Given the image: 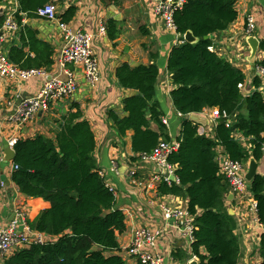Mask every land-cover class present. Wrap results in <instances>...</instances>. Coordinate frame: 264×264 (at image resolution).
<instances>
[{
	"label": "trees",
	"instance_id": "16d2710c",
	"mask_svg": "<svg viewBox=\"0 0 264 264\" xmlns=\"http://www.w3.org/2000/svg\"><path fill=\"white\" fill-rule=\"evenodd\" d=\"M49 2L53 0H18L14 18L20 26L21 45L12 46L9 57L22 69L47 70L54 63L52 45L23 23L24 16L38 17L37 10ZM77 10L71 4L62 12L58 10V17L70 23ZM237 16L234 0H188L174 15L177 33L183 36L190 30L198 41L182 39L168 56L173 105L184 119L177 138L179 148L168 158L179 182L163 180L159 192L187 200V209L194 216L192 255L200 264H238L240 254L237 222L227 205L231 189L220 171L218 150L223 149L244 166L253 159H263L264 94L257 90L245 97L240 88L246 81L245 73L211 49V37L205 38L228 29ZM6 17L0 13V29ZM107 25L109 36L115 39L120 33L116 20L109 19ZM260 47L264 49V42ZM256 64L264 70V58ZM159 75L155 63L132 66L125 62L116 69L118 84L138 91L124 99L126 115L112 114L119 135L134 131L133 161L150 153L160 141L172 140L156 99ZM254 85H261L259 76H255ZM74 106L53 136L37 133L19 138L14 146L17 168L12 171L13 182L22 194L51 204L28 221L29 225L52 240L22 247L4 257L3 264H128L118 241V233L126 230L125 214L115 207L116 193L101 174L95 132L79 105ZM207 108L227 114L219 117L213 134L187 117ZM237 133L244 135L250 147L236 138ZM250 192L257 201L258 219L264 223V175H255ZM260 252L264 264V233Z\"/></svg>",
	"mask_w": 264,
	"mask_h": 264
},
{
	"label": "crops",
	"instance_id": "0c3cea01",
	"mask_svg": "<svg viewBox=\"0 0 264 264\" xmlns=\"http://www.w3.org/2000/svg\"><path fill=\"white\" fill-rule=\"evenodd\" d=\"M55 1L57 0H53ZM57 2L59 12L71 4L77 6V14L70 22L72 27L97 33L101 21L114 19L120 33L115 39H111L107 25V33L95 39L94 51L102 72L100 83L95 85L88 83L81 64L68 66V70L79 82L78 91L66 99L53 103L49 111L38 112L21 127L11 121L10 116L16 112L24 98L34 95L41 88L46 77L38 76L23 81L0 79V168L9 182V185H4L0 189V224L13 220L19 208L26 210L28 221H33L43 209L51 205L43 198L28 197L19 191L12 180L15 163L6 161L4 142L14 136L27 138L37 133L53 136L61 129L63 118L77 104L95 132L97 142L95 156L107 184L116 193L115 207L123 211L126 217V230L118 233L120 254L128 264H138L135 257H129L124 253V249L132 240L134 230L139 227H159L165 228L157 247L162 264H189L192 259L199 261L192 255L187 235L175 226L174 221L166 226L161 208L163 203L186 207L187 200L183 196L159 192V185L164 180L162 168L156 163L142 159L132 160L136 156L132 145L134 131L128 130L125 136L119 135L112 116L126 115L124 99L138 93L135 89H125L118 84L117 67L125 62L132 66L155 63L160 69L156 99L163 110L162 121L167 126L172 140L179 138L184 117L173 105L171 97L173 83L167 69L169 53L179 41V34L165 27L162 18L155 11V0ZM235 7L238 11L237 19L225 31L210 36L213 39L211 49L245 73L246 81L242 89L245 97L257 90L264 94V72L260 71L259 65L256 64L264 58V49L259 47L255 62L252 63L249 61L251 46L247 42V37L251 35L259 39L260 45L264 42V0H237ZM0 9L4 10L0 11L1 14L9 15L19 9L18 0H4L0 4ZM248 15L254 17L255 25L250 35L246 33ZM23 23L35 29L37 36L51 44L54 49V63L47 69V76L67 80L69 73L58 63L63 37L57 23L41 17L25 16ZM0 36H3V49L8 56L12 46L21 45L20 29L11 32L2 27ZM31 56H35V52H31ZM255 76L261 78L259 87L254 85ZM212 109L207 108L201 112L209 120V123L203 126V130L210 134L214 133L217 125V121L209 115ZM152 127L158 130L156 124ZM236 138L246 147H250L242 133H237ZM257 162L258 173L264 175V159ZM249 165L250 162L244 166L245 172ZM132 170L136 171L135 178L130 175ZM227 205L229 210H233L237 222L235 233L240 243L238 264H261L263 259L260 248L264 223L259 222L256 212L250 208L249 201H241L237 195H233L232 200L228 199ZM3 261L4 258L0 254V264H3Z\"/></svg>",
	"mask_w": 264,
	"mask_h": 264
},
{
	"label": "built area",
	"instance_id": "2783aa9c",
	"mask_svg": "<svg viewBox=\"0 0 264 264\" xmlns=\"http://www.w3.org/2000/svg\"><path fill=\"white\" fill-rule=\"evenodd\" d=\"M234 1L236 2L237 0ZM187 2L188 0H155V11L162 18L166 28L177 32L174 15ZM17 11L7 15L3 26L7 31L16 32L20 29L14 18V14ZM37 15L57 23L63 37V46L58 56V63L69 73V78L62 80L58 77H48L45 69L20 68L4 51L3 36H0V79L23 81L38 76L46 77L41 88L34 95L24 98L16 112L10 116V120L17 123L20 127L35 117L38 112L49 111L53 103L66 99L78 91L79 82L72 72L68 70V66L81 64L84 69V76L91 85L100 83L102 80L100 64L94 51V42L96 38L107 33V22L101 21L99 23L97 33L72 27L70 23L60 20L58 7L55 2H49L40 7L37 10ZM254 27V17L248 15L246 33L248 35L252 34ZM182 39L185 40L184 35L179 34L177 43L183 42ZM259 69L264 72L261 67ZM243 87L244 83H241L240 88L243 89ZM209 115L216 121L221 116L227 117V114L225 112L222 114L218 108H213ZM164 121L167 122L165 119ZM230 123L231 120L228 119L226 125L229 126ZM18 139L16 136L9 139L8 143L11 148L14 149ZM178 148L179 141L177 139L171 141L162 140L150 153L143 154L141 159L158 164L165 172H163L164 180L171 182L170 177L175 175V173L174 166L169 162L168 158ZM262 151L264 159V144ZM218 152L217 159L220 163V171L228 182L231 193L237 195L241 201H249L250 208L257 214V201L250 192V186L245 177L244 164L233 160L223 149H219ZM14 168H17L16 164H14ZM101 174L105 176L103 172ZM130 175L135 178L136 171L132 170ZM175 181L179 182L177 176ZM161 208L167 223L166 226H169V223L174 221L175 226L187 235L192 244L194 240V216L188 211L187 206H171L163 203ZM164 232L165 228L159 227H139L135 229L132 240L124 249V253L129 257H135L138 264H162V258L157 252V247ZM51 240L50 236L43 232L35 231L30 227L26 210L23 208L17 209L13 220L6 224H0V254L3 258L32 243L45 244ZM193 257L197 258L194 255Z\"/></svg>",
	"mask_w": 264,
	"mask_h": 264
},
{
	"label": "water",
	"instance_id": "95a60500",
	"mask_svg": "<svg viewBox=\"0 0 264 264\" xmlns=\"http://www.w3.org/2000/svg\"><path fill=\"white\" fill-rule=\"evenodd\" d=\"M1 12H3V9H0ZM211 35L205 36V38H210ZM184 38L186 40V42L188 43H195L198 41V38L193 34L192 31H187L184 35ZM247 42L250 44L251 46V55L249 57V61L254 63L259 47H260V43H259V39L256 36H249L247 37ZM190 120L199 123L203 126H206L209 123L208 118L205 115H202L201 113H191L189 115ZM4 147H5V153H6V161H14L15 156H16V152L13 148L10 147L8 141L6 140L4 142ZM258 167H259V163L256 160H251L250 161V165L249 168L247 169V171L245 172V177L248 181L249 186L252 183L253 178L255 177V175L258 173ZM164 172V171H163ZM165 173V172H164ZM170 179L172 181H175L176 176L175 175H171ZM9 182L7 181V177L6 175L1 173V168H0V189L1 187H3L4 185H9ZM233 198V194L230 193L228 196L229 200H232ZM229 213L233 215V210L230 209ZM189 264H200V262L196 259H192L190 260Z\"/></svg>",
	"mask_w": 264,
	"mask_h": 264
}]
</instances>
